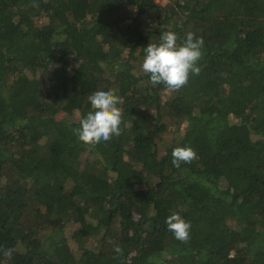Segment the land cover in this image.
I'll return each instance as SVG.
<instances>
[{"label": "trees", "instance_id": "trees-1", "mask_svg": "<svg viewBox=\"0 0 264 264\" xmlns=\"http://www.w3.org/2000/svg\"><path fill=\"white\" fill-rule=\"evenodd\" d=\"M165 1L0 0V264H264V0ZM165 31L204 41L176 92L141 70ZM109 89L121 135L79 143Z\"/></svg>", "mask_w": 264, "mask_h": 264}, {"label": "clouds", "instance_id": "clouds-1", "mask_svg": "<svg viewBox=\"0 0 264 264\" xmlns=\"http://www.w3.org/2000/svg\"><path fill=\"white\" fill-rule=\"evenodd\" d=\"M174 32L165 31L160 36V43H148L144 47V58L141 70L150 74L149 82L153 85L163 84L167 91L176 92L186 86L189 75H198V61L202 58L204 41L192 32L186 34L182 44L177 43ZM90 111L79 120V127L73 130L79 143L96 145L108 142L121 135L122 111L118 107L121 98L113 90H97L88 97ZM172 165L179 168L181 164L191 163L196 153L191 147H176L172 151ZM165 223L167 230L174 239L187 243L190 239L191 224L186 222L179 213L173 212ZM113 243V251L117 257L123 255L118 243ZM5 260H10L13 249H0Z\"/></svg>", "mask_w": 264, "mask_h": 264}, {"label": "rangeland", "instance_id": "rangeland-1", "mask_svg": "<svg viewBox=\"0 0 264 264\" xmlns=\"http://www.w3.org/2000/svg\"><path fill=\"white\" fill-rule=\"evenodd\" d=\"M156 1L159 2L162 5H164L166 3L165 0H156ZM42 23H44V22L41 21L40 24H42ZM167 132L164 135H160L156 139L157 147H158V150H159V154L161 156L164 155V151H165L166 147L175 139V136H176V133H175L174 129H172V132L170 134H167ZM74 228H75V226L68 225L66 230H65L66 234L69 235Z\"/></svg>", "mask_w": 264, "mask_h": 264}]
</instances>
